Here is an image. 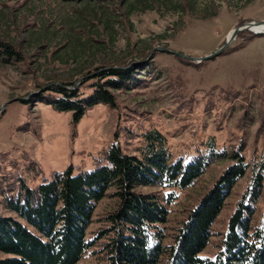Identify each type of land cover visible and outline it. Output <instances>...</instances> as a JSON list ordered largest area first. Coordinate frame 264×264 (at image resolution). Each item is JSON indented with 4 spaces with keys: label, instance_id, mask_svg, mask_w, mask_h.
Returning a JSON list of instances; mask_svg holds the SVG:
<instances>
[{
    "label": "rangeland",
    "instance_id": "1",
    "mask_svg": "<svg viewBox=\"0 0 264 264\" xmlns=\"http://www.w3.org/2000/svg\"><path fill=\"white\" fill-rule=\"evenodd\" d=\"M257 21H264V0H0V43L22 59L0 55V214L14 216L7 205L25 185L34 190L55 174L95 171L113 144L140 155L145 133L157 130L172 159L188 162L213 144L229 156L241 152L250 164L201 254L214 259L252 168L264 163V35L244 31L221 56L199 64L154 51L202 58L221 49L231 30ZM115 67L138 71L130 87L114 91L116 108L99 104L74 121L73 112L52 106L51 96L30 97L53 83L73 90L82 77ZM92 83L80 84L79 92L88 95ZM233 163L217 161L189 189L138 190L176 197L161 227L165 246ZM116 192L97 203L87 230L94 244L79 264L106 263L104 233L120 205ZM261 197L253 225L264 213V190ZM7 257L0 252V261Z\"/></svg>",
    "mask_w": 264,
    "mask_h": 264
},
{
    "label": "trees",
    "instance_id": "2",
    "mask_svg": "<svg viewBox=\"0 0 264 264\" xmlns=\"http://www.w3.org/2000/svg\"><path fill=\"white\" fill-rule=\"evenodd\" d=\"M256 36V35H254ZM2 60H22L11 46L0 43ZM99 72V70H95ZM138 72V71H137ZM133 70H108L92 79L88 95L52 87L42 93L53 99L59 111L73 112L74 121L96 105L116 108L114 91L130 87L137 79ZM41 95V96H42ZM140 155L124 154L111 145L104 165L95 171L73 176L71 170L53 175V179L34 190L25 185L23 195L13 198L7 209L14 214H0V252L8 255L0 264H79L94 244L87 238L97 203L111 188L117 190L119 208L108 216L109 236L104 244L105 264H264V213L256 220L264 190V163L252 168L253 178L233 212L221 250L214 259L201 254L211 239L212 226L225 208L236 183L244 178L250 164L241 152L228 155L212 144L190 161L172 159L166 136L147 131ZM232 159L220 180L201 199L179 228L171 246L164 245V230L169 208L176 197L144 194L141 188L189 189L217 161ZM166 257L164 263L162 259Z\"/></svg>",
    "mask_w": 264,
    "mask_h": 264
},
{
    "label": "water",
    "instance_id": "3",
    "mask_svg": "<svg viewBox=\"0 0 264 264\" xmlns=\"http://www.w3.org/2000/svg\"><path fill=\"white\" fill-rule=\"evenodd\" d=\"M253 26H264V21H257V22H251V23H245L239 27H236L235 29L231 30L230 34H229V38L227 39V42L226 44L219 50L215 51L214 53H212V55H208V56H205V57H202V58H194V57H189L188 55L184 54L183 53H178V52H174L172 50L169 51V49H166V48H162V47H159L156 49V51H154V53L160 51V52H165V53H168L169 55L172 54L174 56H177V57H180L182 58L183 60H189L191 62H194V63H203V62H206V61H211V60H214V58L216 57H219L221 56L224 52H226V50L230 47V44L233 43L236 38L239 36L240 33L244 32V31H250L252 33H255L257 35H264V32H254L251 30V28ZM153 53V54H154ZM153 56V55H152ZM124 70L122 68H107V69H104V70H101V72H96V73H92L90 75H87V77H82V79H80L75 85H74V89H70L68 86H64V85H61L58 83H53L49 86H47L46 90H42L40 92H36V93H32V95H30V97L32 98L33 96H38L40 93L42 92H46L48 89L52 88V87H58L59 89L62 88V89H65V90H68V91H76L78 89V86L80 84H82L83 82H87V80H90L92 79L94 76H97L98 74L100 75L102 72L104 71H108V70ZM30 98H27V99H20V101L22 102H27L29 101ZM17 101V100H16ZM4 111V109L1 107L0 108V111Z\"/></svg>",
    "mask_w": 264,
    "mask_h": 264
},
{
    "label": "bare ground",
    "instance_id": "4",
    "mask_svg": "<svg viewBox=\"0 0 264 264\" xmlns=\"http://www.w3.org/2000/svg\"><path fill=\"white\" fill-rule=\"evenodd\" d=\"M251 30L254 32H264V26H253ZM228 38H229V35H228Z\"/></svg>",
    "mask_w": 264,
    "mask_h": 264
}]
</instances>
